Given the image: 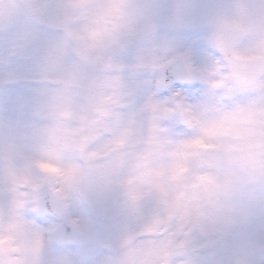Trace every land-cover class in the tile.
<instances>
[{
  "label": "clouds",
  "instance_id": "clouds-1",
  "mask_svg": "<svg viewBox=\"0 0 264 264\" xmlns=\"http://www.w3.org/2000/svg\"><path fill=\"white\" fill-rule=\"evenodd\" d=\"M0 264H264V0H0Z\"/></svg>",
  "mask_w": 264,
  "mask_h": 264
}]
</instances>
